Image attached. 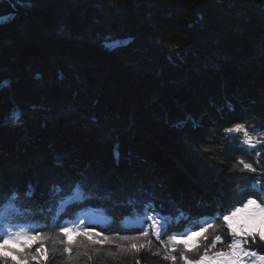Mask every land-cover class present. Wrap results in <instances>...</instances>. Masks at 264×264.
Wrapping results in <instances>:
<instances>
[{"label": "trees", "instance_id": "obj_1", "mask_svg": "<svg viewBox=\"0 0 264 264\" xmlns=\"http://www.w3.org/2000/svg\"><path fill=\"white\" fill-rule=\"evenodd\" d=\"M8 1L0 218L66 207L60 227L95 209L107 226L82 232L107 264H191L173 239L264 184V145L247 143L264 132V0ZM241 159L257 172L230 171ZM147 210L159 236L124 226Z\"/></svg>", "mask_w": 264, "mask_h": 264}, {"label": "clouds", "instance_id": "obj_2", "mask_svg": "<svg viewBox=\"0 0 264 264\" xmlns=\"http://www.w3.org/2000/svg\"><path fill=\"white\" fill-rule=\"evenodd\" d=\"M240 127L246 125L242 123ZM254 127L248 126V134L255 136L258 142L249 140L247 143L251 149L256 150L255 155L258 157L259 149L264 145V132H253ZM241 163L245 166L241 168L236 165L230 171L257 172L251 163L243 159ZM261 167H264V163ZM257 184L260 186L259 197H247L223 215H218L210 228L194 232L188 239L174 238L176 247L172 251L177 254V259L184 258L191 261V264H264V251H261L264 249V184L259 179ZM21 215V221L28 220L46 226L61 224L65 220L62 210L56 214L59 223L52 216L36 219L33 209ZM102 222L99 219L92 220L93 224ZM38 227L20 225L13 228L6 225L4 235L15 239L5 238L0 241V264H107L98 255L96 245L100 241L94 240L97 233L93 231L88 235L80 231L84 228L83 224H65L34 231ZM152 250L155 251L154 248ZM112 259L119 257L114 256Z\"/></svg>", "mask_w": 264, "mask_h": 264}, {"label": "water", "instance_id": "obj_3", "mask_svg": "<svg viewBox=\"0 0 264 264\" xmlns=\"http://www.w3.org/2000/svg\"><path fill=\"white\" fill-rule=\"evenodd\" d=\"M18 11L8 0H0V24L3 23L4 17L17 14Z\"/></svg>", "mask_w": 264, "mask_h": 264}, {"label": "rangeland", "instance_id": "obj_4", "mask_svg": "<svg viewBox=\"0 0 264 264\" xmlns=\"http://www.w3.org/2000/svg\"><path fill=\"white\" fill-rule=\"evenodd\" d=\"M98 217L99 216H97V215H93L92 217H88V220L89 221H92L93 219H98ZM103 217V216H102ZM104 218V217H103ZM54 219H56V217L54 218ZM104 221H105V219H104Z\"/></svg>", "mask_w": 264, "mask_h": 264}]
</instances>
